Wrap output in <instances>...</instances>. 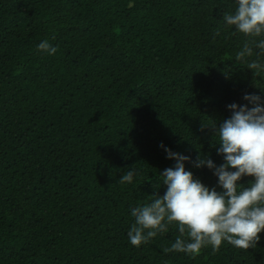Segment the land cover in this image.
Segmentation results:
<instances>
[{"label":"trees","instance_id":"16d2710c","mask_svg":"<svg viewBox=\"0 0 264 264\" xmlns=\"http://www.w3.org/2000/svg\"><path fill=\"white\" fill-rule=\"evenodd\" d=\"M129 2L0 0V264H264V233L195 257L164 251L175 227L129 243L130 208L163 196L175 163L159 145L219 165L212 126L264 94V68L237 62L244 37L223 28L231 0Z\"/></svg>","mask_w":264,"mask_h":264},{"label":"clouds","instance_id":"9594fccd","mask_svg":"<svg viewBox=\"0 0 264 264\" xmlns=\"http://www.w3.org/2000/svg\"><path fill=\"white\" fill-rule=\"evenodd\" d=\"M128 6H133L131 0ZM222 25L231 35L244 37L235 60L250 70L264 68V0H231ZM36 50L54 56L58 46L45 38ZM242 99L247 103L228 105L230 117L212 126L213 147L223 163L217 165L210 154L200 153L193 161L159 145L166 159L175 163L158 173L157 185L166 187L164 195H151L147 202L130 208L133 222L127 238L132 246L147 245L175 227L179 234L164 249L166 253L195 257L208 247L219 251L225 243L244 250L257 247L264 233V94L244 93ZM186 163L209 170L217 178L216 187L209 188L194 177ZM137 177L132 167L119 183L133 185ZM245 177L251 178L247 185L241 183Z\"/></svg>","mask_w":264,"mask_h":264}]
</instances>
